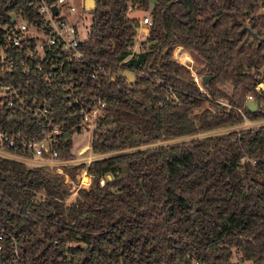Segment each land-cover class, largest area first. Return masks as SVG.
<instances>
[{
  "label": "trees",
  "instance_id": "trees-1",
  "mask_svg": "<svg viewBox=\"0 0 264 264\" xmlns=\"http://www.w3.org/2000/svg\"><path fill=\"white\" fill-rule=\"evenodd\" d=\"M94 1L80 59L51 79L47 61L25 75V43L0 85L48 105L64 161L82 131L80 105L104 102L90 150L115 154L63 165L62 174L0 156V264H264V124L206 135L245 119L264 121V92L256 90L264 82V0ZM31 2L0 0V25L12 16L42 25ZM138 13L151 26L134 52ZM180 48L203 61L199 84L175 60ZM97 66L103 71L92 78ZM204 76L211 78L203 83ZM225 83L230 94L218 88ZM248 95L255 112L246 107ZM2 101L0 131L41 136L32 114ZM174 140L182 141L140 149ZM83 170L89 183L67 202L64 176Z\"/></svg>",
  "mask_w": 264,
  "mask_h": 264
},
{
  "label": "built area",
  "instance_id": "built-area-1",
  "mask_svg": "<svg viewBox=\"0 0 264 264\" xmlns=\"http://www.w3.org/2000/svg\"><path fill=\"white\" fill-rule=\"evenodd\" d=\"M65 0H57L48 4L45 0H32L30 5L37 11L42 25L37 26L26 22L21 16H13L11 23L0 25V73L2 75H10L15 70L14 57L16 56L21 45L27 44V53L25 59L28 64L20 62L21 73L25 75L31 74L33 71L41 72L43 70V62H50L53 66L48 79L56 77L61 71L62 65L78 60L82 57L79 47L85 41L87 33L84 35L80 28V21L72 23L68 16H72L74 9L68 8L67 15L61 14L60 5H64ZM52 7H56L57 14L52 12ZM140 24L144 27L151 26V19L146 15ZM32 42V43H31ZM31 45V46H30ZM63 55V58H61ZM37 59V63L33 60ZM103 71L102 66H97L91 77ZM108 76L109 73H106ZM194 77V76H193ZM196 77V76H195ZM194 77V81L198 84V79ZM65 91H70V86H64ZM200 92L204 93L200 88ZM0 97L3 98L1 104H6L13 111L20 113L32 114L38 120V127L41 131L39 138L25 139L20 133L7 134L0 131V156L21 163L39 160L41 166H47L50 169L57 168V173L62 174L60 166L71 165V160H58L57 151L55 149L58 138L60 137L59 126L50 117L49 107L46 103L42 105L36 104L33 97L28 103L25 97V91L19 89L13 84L0 85ZM247 100L253 101L252 96H248ZM75 103H78L75 101ZM104 102L93 100L88 105H80L79 115L81 122L80 129H85L92 133L95 129L97 121L102 115ZM12 111V112H13ZM89 150V146L85 147ZM84 151V149L82 150ZM83 177H89L86 170L81 172ZM68 176H64L65 182L68 184ZM81 182L82 187H86ZM6 236L4 229L0 228V241ZM1 249V246H0Z\"/></svg>",
  "mask_w": 264,
  "mask_h": 264
},
{
  "label": "rangeland",
  "instance_id": "rangeland-1",
  "mask_svg": "<svg viewBox=\"0 0 264 264\" xmlns=\"http://www.w3.org/2000/svg\"><path fill=\"white\" fill-rule=\"evenodd\" d=\"M72 7L74 9V13L72 16H68L69 21H71L72 23L76 22L78 19H81L80 21V28L83 32V34L85 35L88 31H89V26L91 24V13L87 12L83 9V0H65V4L64 5H60V9H61V14L67 15V10L68 8ZM258 13L260 14H264V7L260 8V10L258 11ZM146 15H148L147 13L141 14L138 13L136 15H134L135 17H138L141 21V19H143ZM140 28L138 31V34L136 36V41L133 47V51L134 52H138L140 49V45L141 42L143 41V39L146 37L145 34V27L143 25L140 24ZM186 50V49H185ZM182 57L188 59V61L190 62H186L185 64L180 63L184 66H186L192 73V75L195 77L196 73L198 71H200V69L203 67V61H201L199 58L196 57L195 54L189 52L188 50H186L185 52H183V54H181ZM262 71V70H260ZM197 78V76L195 77ZM198 79V84L200 83L199 78ZM218 88L225 92L226 94H230L232 91V86L229 83H225V84H220L218 86ZM258 91V93L264 92V82L260 83L256 89ZM250 96V95H248ZM218 103L220 105H223L226 110H229L230 107L227 104V102L223 99V98H218ZM248 101V100H246ZM255 122V121H254ZM263 124V123H262ZM256 125L259 124H253L252 121H248V120H244V122L237 127H233V128H228V129H222V130H218V131H213L210 132L206 135H214V134H218V133H224V132H229V131H240V130H244V129H249V128H253V127H257ZM206 135H197V137H202V136H206ZM92 139V133L89 131H86L85 129H83L81 131L80 134H75L72 138V150L71 153L73 155V158L71 159L73 162L71 164H86L88 165L91 161H93L94 159H101V158H106L108 156L114 155L115 153L112 154H104V155H100V156H95L92 154L91 150H90V142ZM186 140V139H184ZM182 140H174V141H169V142H162V143H158L156 145H150V146H144L141 147L140 149H144V148H148V147H154V146H158V145H165V144H170V143H175V142H179ZM89 146V150H87L85 147ZM84 149V151H82ZM26 164V163H25ZM28 167H36L38 165H34L31 162H27L26 164ZM62 166H60L61 169ZM58 167H54L51 169V171L56 172ZM82 172V171H81ZM81 172L77 173L75 175L74 178H68V185H69V189L71 192V196L67 199L68 201H72V195L76 193V191L82 187L81 182L86 184L87 179H84L85 177H83V175L81 174ZM239 264H251L248 262H239Z\"/></svg>",
  "mask_w": 264,
  "mask_h": 264
},
{
  "label": "water",
  "instance_id": "water-1",
  "mask_svg": "<svg viewBox=\"0 0 264 264\" xmlns=\"http://www.w3.org/2000/svg\"><path fill=\"white\" fill-rule=\"evenodd\" d=\"M83 9L87 12H92L95 9V1L94 0H83ZM52 12H54V14H57V9L56 7H52ZM12 19H14V17L12 16ZM254 37H256L254 35ZM122 76L127 79L128 83L131 84L133 82V76L130 73H123ZM211 77L210 76H204L202 78V82L206 83ZM246 107L248 109V111L250 112H255L257 110V103H255L254 101H246Z\"/></svg>",
  "mask_w": 264,
  "mask_h": 264
},
{
  "label": "bare ground",
  "instance_id": "bare-ground-1",
  "mask_svg": "<svg viewBox=\"0 0 264 264\" xmlns=\"http://www.w3.org/2000/svg\"><path fill=\"white\" fill-rule=\"evenodd\" d=\"M185 51H186V50H185V49H182V48H180V49H178V50L176 51L174 58H175V60H176L177 62H179V63H183V64H185L186 62H190V61H188V59L185 58V55H184V57H182V55H181V54H183V52H185Z\"/></svg>",
  "mask_w": 264,
  "mask_h": 264
},
{
  "label": "crops",
  "instance_id": "crops-1",
  "mask_svg": "<svg viewBox=\"0 0 264 264\" xmlns=\"http://www.w3.org/2000/svg\"><path fill=\"white\" fill-rule=\"evenodd\" d=\"M253 124H259V125H262V123L264 124V121H255V122H252ZM259 125H256V126H259ZM87 149V148H86ZM95 160V159H94ZM72 161V160H71ZM32 164L34 165H38V166H41V161L39 160H35V161H31ZM84 179H87L86 177ZM88 183L85 185L87 186ZM72 198L74 199L75 198V194L72 195ZM72 199V200H73Z\"/></svg>",
  "mask_w": 264,
  "mask_h": 264
}]
</instances>
